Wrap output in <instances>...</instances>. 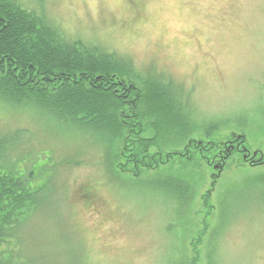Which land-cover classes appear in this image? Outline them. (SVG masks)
Masks as SVG:
<instances>
[{"label":"rangeland","instance_id":"1","mask_svg":"<svg viewBox=\"0 0 264 264\" xmlns=\"http://www.w3.org/2000/svg\"><path fill=\"white\" fill-rule=\"evenodd\" d=\"M24 2L68 36L170 76L190 91L199 118L220 119L222 131L193 136L186 152L160 143L142 183L113 176L116 184L83 137L36 111L0 108V131L22 136L9 152L36 161L55 195L20 226L19 264H264V181H256L264 178V0ZM138 124L154 135L149 122ZM168 153L191 157L173 164ZM167 176L191 185L183 215L147 188Z\"/></svg>","mask_w":264,"mask_h":264},{"label":"trees","instance_id":"2","mask_svg":"<svg viewBox=\"0 0 264 264\" xmlns=\"http://www.w3.org/2000/svg\"><path fill=\"white\" fill-rule=\"evenodd\" d=\"M0 108L36 111L58 129L83 137L100 153L99 163L111 168L108 180L133 184L142 183L137 176L159 159V149H151L160 143L186 152L193 136L210 139L222 131L220 119L199 118L190 91L170 76L68 36L44 9L24 0H0ZM141 121L150 123L153 136L145 137L144 127L136 125ZM21 140L20 133L0 131V264H19L20 226L42 216L37 214L55 197L52 176H37L36 161L9 152ZM173 154L168 153L173 164L191 157ZM119 171L135 175L125 178ZM147 188L162 193L176 216L183 215L191 195L186 180L156 177ZM223 228L218 224L214 235Z\"/></svg>","mask_w":264,"mask_h":264}]
</instances>
